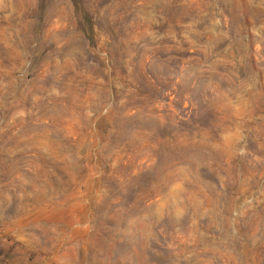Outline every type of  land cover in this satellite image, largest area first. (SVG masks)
Returning <instances> with one entry per match:
<instances>
[{"label":"rangeland","instance_id":"rangeland-1","mask_svg":"<svg viewBox=\"0 0 264 264\" xmlns=\"http://www.w3.org/2000/svg\"><path fill=\"white\" fill-rule=\"evenodd\" d=\"M0 264H264V0H0Z\"/></svg>","mask_w":264,"mask_h":264}]
</instances>
